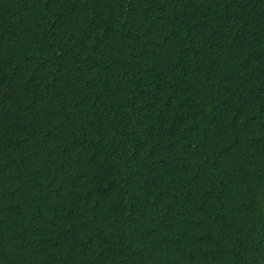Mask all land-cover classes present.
Segmentation results:
<instances>
[{"label": "trees", "instance_id": "16d2710c", "mask_svg": "<svg viewBox=\"0 0 264 264\" xmlns=\"http://www.w3.org/2000/svg\"><path fill=\"white\" fill-rule=\"evenodd\" d=\"M0 264H264V0H0Z\"/></svg>", "mask_w": 264, "mask_h": 264}]
</instances>
